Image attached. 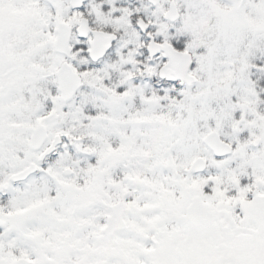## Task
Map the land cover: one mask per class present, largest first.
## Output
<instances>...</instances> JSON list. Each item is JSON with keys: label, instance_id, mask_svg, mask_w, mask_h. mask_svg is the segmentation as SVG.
<instances>
[{"label": "snow or ice", "instance_id": "snow-or-ice-1", "mask_svg": "<svg viewBox=\"0 0 264 264\" xmlns=\"http://www.w3.org/2000/svg\"><path fill=\"white\" fill-rule=\"evenodd\" d=\"M0 264H264V0H0Z\"/></svg>", "mask_w": 264, "mask_h": 264}]
</instances>
